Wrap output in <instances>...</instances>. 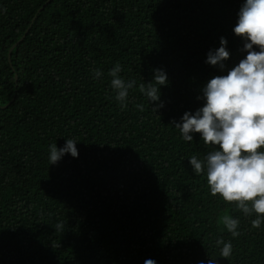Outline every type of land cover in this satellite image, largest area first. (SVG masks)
<instances>
[{"label":"trees","instance_id":"trees-1","mask_svg":"<svg viewBox=\"0 0 264 264\" xmlns=\"http://www.w3.org/2000/svg\"><path fill=\"white\" fill-rule=\"evenodd\" d=\"M245 2L0 0V264H264V223L212 196L190 164L218 146L175 128L246 57L234 32ZM221 38L223 70L206 63ZM117 62L136 81L124 110L108 75ZM156 69L168 80L152 102L139 84ZM67 139L79 156L52 165L49 146ZM224 214L239 219L238 237Z\"/></svg>","mask_w":264,"mask_h":264},{"label":"clouds","instance_id":"clouds-1","mask_svg":"<svg viewBox=\"0 0 264 264\" xmlns=\"http://www.w3.org/2000/svg\"><path fill=\"white\" fill-rule=\"evenodd\" d=\"M3 11L6 12V9ZM239 19L234 27L237 36L244 39L247 55L228 71L227 75L211 78L203 88L204 106L195 114L186 112L180 123L175 124L185 141H193V133H199L207 146H218L209 151L203 159L192 155L190 164L196 175L206 173L212 196L219 195L225 202H235L238 211L245 216L256 214L251 221L253 228L264 223V0H246L239 11ZM221 46L208 53L206 63L225 67L224 61L230 58L227 40L221 38ZM255 46L259 51L254 50ZM119 62L110 70V87L115 91V99L122 110L127 108L129 90L136 87V81L121 77ZM99 79L103 73L96 69L93 73ZM167 74L154 70L151 83H140L139 91L149 101L160 100V87L167 84ZM162 106V105H161ZM136 107L144 110L143 104ZM74 139H67L62 148L56 143L49 146L50 163L57 164L66 154L79 156ZM232 237H238L240 221L224 214L218 221ZM63 223L55 225L62 230ZM216 244L221 247L220 255L227 259L233 247L231 241L222 237ZM145 264H156L146 260ZM200 264H204L203 261ZM208 264H217L210 258Z\"/></svg>","mask_w":264,"mask_h":264},{"label":"water","instance_id":"water-1","mask_svg":"<svg viewBox=\"0 0 264 264\" xmlns=\"http://www.w3.org/2000/svg\"><path fill=\"white\" fill-rule=\"evenodd\" d=\"M49 2H50V1H49ZM45 6H46V4L43 6V8H45ZM43 8H42V9H43ZM42 9H41V10H42ZM22 40H23V38H22L17 44H19ZM17 44H16V45H17ZM12 49H13V48H12ZM11 51H12V50H11ZM11 51H10V54H9V58L11 57Z\"/></svg>","mask_w":264,"mask_h":264}]
</instances>
